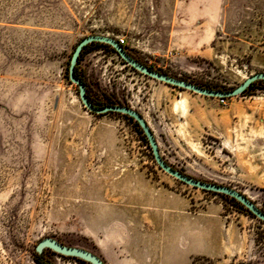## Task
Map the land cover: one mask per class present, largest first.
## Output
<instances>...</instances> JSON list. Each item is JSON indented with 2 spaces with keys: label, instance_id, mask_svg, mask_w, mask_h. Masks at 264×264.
<instances>
[{
  "label": "rangeland",
  "instance_id": "374dc122",
  "mask_svg": "<svg viewBox=\"0 0 264 264\" xmlns=\"http://www.w3.org/2000/svg\"><path fill=\"white\" fill-rule=\"evenodd\" d=\"M92 35L123 39L144 66L207 89L264 73V0H0V264H39L48 238L106 264H264L262 221L163 172L135 121L84 108L68 65ZM78 71L91 98L146 119L175 170L264 212V138L252 134L264 136L263 81L204 97L94 44Z\"/></svg>",
  "mask_w": 264,
  "mask_h": 264
},
{
  "label": "water",
  "instance_id": "95a60500",
  "mask_svg": "<svg viewBox=\"0 0 264 264\" xmlns=\"http://www.w3.org/2000/svg\"><path fill=\"white\" fill-rule=\"evenodd\" d=\"M93 43H102L111 46L118 57L127 65L130 66L135 71L139 72L140 74L159 82H162L164 84H167L169 86L180 88L186 91H190L192 93L209 97V98H217V99H229L233 97L241 96L245 93L246 90H248L251 85L258 81H264V73H258L255 75H252L248 77L241 85L238 87L231 89V90H212L203 88L201 86L192 84L190 82L170 77L165 74L156 72L154 70H151L150 68L144 66L143 64L139 63L135 59H133L128 53L125 51L124 47L120 45L118 41L115 39L106 37V36H96L92 35L89 37L84 38L76 47L72 58L70 60L69 64V80L72 84H75L79 89V98L84 106V108L90 112L91 114L95 115H106L109 113H115L127 116L133 121L137 122L138 125L143 130L144 135L146 136L153 158L156 162V164L159 166V168L168 174L169 176L173 177L174 179L180 181L181 183H184L188 186H191L196 189H200L207 192H212L216 194H221L228 196L232 199H235L237 202H239L241 205H243L251 214H253L256 218H258L260 221L264 223V212L261 211L256 204H254L249 197H246L244 194L239 193L238 191L228 188L225 186H220L216 184H211L199 180H195L191 177H188L179 171L175 170L171 165L166 163L164 158L161 155L158 141L155 137V134L153 130L151 129L149 123L146 121V119L137 111L133 110L132 108H128L125 106H107V107H98L94 106L90 100L87 97V88L85 83L75 74V69L79 61V57L83 51V49L90 44ZM36 253L39 255L42 254L45 250H50L54 252L55 254H58L62 257L67 258H73L77 260L84 261L88 264H106L102 258L97 256L96 254H93L91 252H88L86 250L77 248V247H68L65 246L58 241L54 239H44L42 240L36 247ZM53 264V263H48Z\"/></svg>",
  "mask_w": 264,
  "mask_h": 264
},
{
  "label": "trees",
  "instance_id": "16d2710c",
  "mask_svg": "<svg viewBox=\"0 0 264 264\" xmlns=\"http://www.w3.org/2000/svg\"><path fill=\"white\" fill-rule=\"evenodd\" d=\"M94 45H97V46H106V47H110L109 45H106V44H102V43H93ZM89 45H87L84 49H83V51H82V53H81V55H80V57H79V61H78V64L80 63V61H81V59H82V56H83V53H84V51H85V49L88 47ZM115 52V51H114ZM116 53V52H115ZM73 55V54H72ZM72 55H71V58H72ZM71 60V59H70ZM69 64H70V61H69ZM78 64H77V66H76V69H75V74H76V76H78L84 83H85V85H86V88H87V97H88V99L90 100V102L94 105V106H98V107H107V106H115V103H113V102H111V101H106V102H102V101H99V100H95V99H93V98H91L90 97V95H89V91H88V85H87V82L85 81V79L81 76V74L79 73V71H78ZM68 69H69V65H68ZM68 77H69V73H68ZM258 82H260V81H258ZM264 82V81H263ZM255 83H257V82H255ZM255 83H253L252 85H251V87L255 84ZM247 91V90H246ZM245 91V92H246ZM110 114V113H109ZM111 114H113V113H111ZM115 114V113H114ZM126 118H128V119H130L131 121H133V119H131V118H129V117H127V116H125ZM136 125H137V127L139 128V131H140V133L143 135V137L145 138V140H147V138H146V136L144 135V133H143V130L141 129V127L138 125V123L136 122ZM148 141V140H147ZM149 143V142H148ZM207 192V191H206ZM232 199V198H231ZM233 200H235V199H233ZM236 201V200H235ZM239 203V202H238ZM243 206V205H242ZM243 208L249 213V214H251L244 206H243ZM252 216H254L253 214H251ZM255 217V216H254ZM42 254H38V253H36V261H37V263H39V264H42V263H40V261H39V257L41 256Z\"/></svg>",
  "mask_w": 264,
  "mask_h": 264
},
{
  "label": "bare ground",
  "instance_id": "6f19581e",
  "mask_svg": "<svg viewBox=\"0 0 264 264\" xmlns=\"http://www.w3.org/2000/svg\"><path fill=\"white\" fill-rule=\"evenodd\" d=\"M248 76H244V79H247ZM176 110H179L181 114L185 115L186 114V107H185V101H180L179 103L176 104L175 106ZM254 138L256 140H262L264 138L263 134H257L255 132H252ZM230 146V144H228Z\"/></svg>",
  "mask_w": 264,
  "mask_h": 264
},
{
  "label": "built area",
  "instance_id": "2783aa9c",
  "mask_svg": "<svg viewBox=\"0 0 264 264\" xmlns=\"http://www.w3.org/2000/svg\"><path fill=\"white\" fill-rule=\"evenodd\" d=\"M118 42L120 43L121 46L125 45V41L123 39L119 40Z\"/></svg>",
  "mask_w": 264,
  "mask_h": 264
},
{
  "label": "crops",
  "instance_id": "0c3cea01",
  "mask_svg": "<svg viewBox=\"0 0 264 264\" xmlns=\"http://www.w3.org/2000/svg\"><path fill=\"white\" fill-rule=\"evenodd\" d=\"M113 253V252H112ZM110 255H112L111 253H110ZM110 259H113L111 256H110ZM104 261V260H103ZM105 262V261H104ZM106 263V262H105Z\"/></svg>",
  "mask_w": 264,
  "mask_h": 264
},
{
  "label": "flooded vegetation",
  "instance_id": "af4514ba",
  "mask_svg": "<svg viewBox=\"0 0 264 264\" xmlns=\"http://www.w3.org/2000/svg\"><path fill=\"white\" fill-rule=\"evenodd\" d=\"M39 261H40V262L42 261V258H41V256L39 257Z\"/></svg>",
  "mask_w": 264,
  "mask_h": 264
}]
</instances>
